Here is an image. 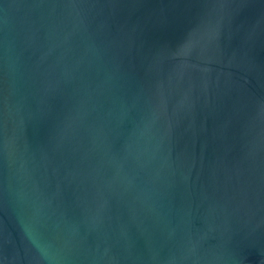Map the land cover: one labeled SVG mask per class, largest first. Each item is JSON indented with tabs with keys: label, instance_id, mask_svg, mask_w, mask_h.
Returning a JSON list of instances; mask_svg holds the SVG:
<instances>
[{
	"label": "water",
	"instance_id": "water-1",
	"mask_svg": "<svg viewBox=\"0 0 264 264\" xmlns=\"http://www.w3.org/2000/svg\"><path fill=\"white\" fill-rule=\"evenodd\" d=\"M0 264H264V0H0Z\"/></svg>",
	"mask_w": 264,
	"mask_h": 264
}]
</instances>
